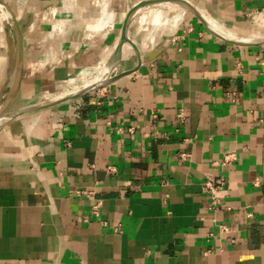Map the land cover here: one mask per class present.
I'll list each match as a JSON object with an SVG mask.
<instances>
[{
  "label": "crops",
  "instance_id": "1",
  "mask_svg": "<svg viewBox=\"0 0 264 264\" xmlns=\"http://www.w3.org/2000/svg\"><path fill=\"white\" fill-rule=\"evenodd\" d=\"M140 1L0 0L23 41L10 111L86 85L104 62L128 71L0 126V264H264V45L228 43L172 3L135 11L121 42ZM182 1L264 38V0ZM5 18L0 105L16 59ZM208 174L227 180L217 211Z\"/></svg>",
  "mask_w": 264,
  "mask_h": 264
},
{
  "label": "water",
  "instance_id": "2",
  "mask_svg": "<svg viewBox=\"0 0 264 264\" xmlns=\"http://www.w3.org/2000/svg\"><path fill=\"white\" fill-rule=\"evenodd\" d=\"M156 3H172L175 5H181L182 7H186L187 9L191 10L202 21V23L207 27V29L212 34L216 35L217 37L223 39L224 41L228 43H232L235 45H250V44L264 45V38H255V39L238 38L228 32L214 30L213 28L210 27L207 21L191 5H189L188 3L182 0H144V1L137 2L125 14L122 28H121V42L124 39H127L126 28H127L128 21L130 17L132 16V14L144 6L156 4ZM8 13H9L8 15H9L10 21L12 23V29L15 35L16 59H15L14 74H13L10 90L3 104L0 105V126L3 124H6L7 122L11 120L23 117L30 113L41 111V110L53 107L55 105H58L60 103L79 98L85 94L94 92L106 86L110 82L118 79L119 77L125 75L128 72V71H123L118 74L110 75L109 70H108L106 72L107 75L105 74L103 77H100L96 82L92 84L84 85L72 91L62 93L56 96L55 98H51L48 101H44L38 104H34V105L26 106V107H23L17 110L10 111L11 106L14 102V98L17 93L21 75H22L23 41H22V31H21L20 25L18 24L16 17L14 16L11 10H9ZM139 64H140V59H138L137 61V66Z\"/></svg>",
  "mask_w": 264,
  "mask_h": 264
},
{
  "label": "built area",
  "instance_id": "3",
  "mask_svg": "<svg viewBox=\"0 0 264 264\" xmlns=\"http://www.w3.org/2000/svg\"><path fill=\"white\" fill-rule=\"evenodd\" d=\"M46 16L44 15L43 18ZM56 31V30H55ZM234 159L233 153H226L222 159L218 162V165H228ZM227 180L224 176H214L208 174L202 183V191L208 198V209L211 211H217L220 209L223 203V196L226 193ZM222 231H227L225 225L221 226Z\"/></svg>",
  "mask_w": 264,
  "mask_h": 264
},
{
  "label": "rangeland",
  "instance_id": "4",
  "mask_svg": "<svg viewBox=\"0 0 264 264\" xmlns=\"http://www.w3.org/2000/svg\"><path fill=\"white\" fill-rule=\"evenodd\" d=\"M172 9H174L173 7H172ZM9 10H11V8H10V6H8L7 4H5V2L4 3H2V2H0V15H2L3 16V13H6V12H8ZM171 10V9H170ZM8 20L7 22H8V27H12V25H11V21H10V18H5V20ZM106 62H104V64L103 65H100L99 67H97L96 69H95V71H94V73L92 74V75H90L91 77H89V80L90 79H92V78H94V76L95 77H99L100 76V74H101V68H103V69H105V71L107 70L108 71V69L106 68ZM100 68V69H99ZM106 71V72H107ZM106 75H107V73H105ZM97 75V76H96ZM101 77V76H100ZM88 82V81H87Z\"/></svg>",
  "mask_w": 264,
  "mask_h": 264
},
{
  "label": "bare ground",
  "instance_id": "5",
  "mask_svg": "<svg viewBox=\"0 0 264 264\" xmlns=\"http://www.w3.org/2000/svg\"><path fill=\"white\" fill-rule=\"evenodd\" d=\"M9 13L8 12H6V13H3V15H4V17H9V15H8ZM8 15V16H7ZM1 16V15H0ZM110 19V18H109ZM7 20V19H6ZM8 21V20H7ZM111 22V21H110ZM208 22V24L210 25V27L211 28H213L214 30H216V31H222V30H220V28L215 24V23H213V22H209V21H207ZM107 63V62H106ZM107 65V64H106ZM105 65V66H106ZM100 69V68H99ZM95 70V69H94ZM101 74H100V76L101 77H103L104 75H105V73H106V71H105V69H103V68H101ZM111 72V71H110ZM112 72H113V70H112ZM97 76V75H96ZM100 76L99 77H96L95 78V76H94V78H92V79H90L89 81H88V83L86 84V85H89V84H92V83H94V82H96L99 78H100ZM87 82V81H86Z\"/></svg>",
  "mask_w": 264,
  "mask_h": 264
}]
</instances>
